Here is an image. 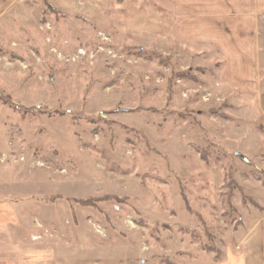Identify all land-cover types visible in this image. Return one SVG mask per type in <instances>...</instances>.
I'll list each match as a JSON object with an SVG mask.
<instances>
[{"label":"rangeland","instance_id":"1","mask_svg":"<svg viewBox=\"0 0 264 264\" xmlns=\"http://www.w3.org/2000/svg\"><path fill=\"white\" fill-rule=\"evenodd\" d=\"M15 1L0 0V264L241 253L264 218V114L225 86L217 49L156 36L174 0L93 19L51 6L32 28Z\"/></svg>","mask_w":264,"mask_h":264},{"label":"crops","instance_id":"2","mask_svg":"<svg viewBox=\"0 0 264 264\" xmlns=\"http://www.w3.org/2000/svg\"><path fill=\"white\" fill-rule=\"evenodd\" d=\"M197 1L200 4L196 0H174L171 15L174 22L169 27L162 24L156 36L167 42L217 49L223 60L225 86L235 89L244 100L252 99L264 114V0ZM42 2L66 19H93L109 11L113 0H16L10 10L17 23L32 28L43 15ZM0 228H3L1 219ZM242 236V252L229 251L227 259L219 264H264V218L254 222ZM7 262L12 264L10 260Z\"/></svg>","mask_w":264,"mask_h":264},{"label":"trees","instance_id":"3","mask_svg":"<svg viewBox=\"0 0 264 264\" xmlns=\"http://www.w3.org/2000/svg\"><path fill=\"white\" fill-rule=\"evenodd\" d=\"M44 8V11H43V15L44 14H46V11L49 9V8H51V5H49L48 3H46L45 2V7H43ZM264 183V182H263ZM239 193H240V197H242V199H243V201H242V203L243 204H245V205H248L249 204V202H251L250 200H248V197H246L245 196V194H244V192L242 191V190H239ZM91 199H88L87 201L85 200L84 201V203H87V204H89V205H87V206H92V207H94V206H96L97 205V201H90ZM81 202L82 201H79V202H77V203H80L81 204ZM92 203L91 205H90V203ZM226 205H227V207L229 206V209L231 210L232 209V212H234L235 213V211H233V206L231 205V203H230V201L228 202V201H226Z\"/></svg>","mask_w":264,"mask_h":264}]
</instances>
